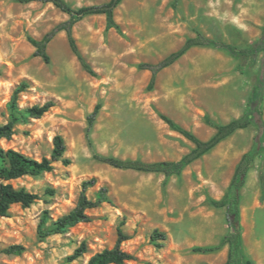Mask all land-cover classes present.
I'll return each instance as SVG.
<instances>
[{"label":"rangeland","instance_id":"374dc122","mask_svg":"<svg viewBox=\"0 0 264 264\" xmlns=\"http://www.w3.org/2000/svg\"><path fill=\"white\" fill-rule=\"evenodd\" d=\"M65 1L79 8L109 0ZM66 20L50 3L0 0V126L7 123L12 94L22 82L28 87L18 95L20 110L54 103L41 118L16 124L10 139L0 138V149L41 160L50 156L53 138L60 135L71 160L67 166L55 163L38 177L11 181L39 199L29 207L13 205L0 218V249L24 247L19 256L0 254V264H87L114 246L119 227L130 236L121 244L133 256L125 264H225V210L210 202L224 197L237 163L253 144L254 127L236 131L170 178L116 169L94 156L175 162L194 146L161 116L204 141L215 133L207 118L226 124L245 115L259 91L261 53L245 59L223 49L192 47L158 72L152 87L151 72L139 65H156L197 35L240 48L260 44L264 0H123L114 11L118 30L106 29L103 15L85 17L72 27L92 73L72 53L64 31L46 47L48 64L34 56L28 38L40 40ZM97 104L99 112L89 127ZM261 110L264 122V92ZM263 172L264 147L240 199L242 247L252 264H264ZM91 179L86 196L94 200L106 188L110 203L88 210V222L40 238L44 212L48 228L75 207L82 183ZM154 231L165 233L166 240L151 242ZM81 243L87 252L70 259Z\"/></svg>","mask_w":264,"mask_h":264},{"label":"trees","instance_id":"16d2710c","mask_svg":"<svg viewBox=\"0 0 264 264\" xmlns=\"http://www.w3.org/2000/svg\"><path fill=\"white\" fill-rule=\"evenodd\" d=\"M23 2H41L50 3L56 9L68 16V20L54 26L40 40L28 38L29 43L35 48L34 56L40 57L45 63H49L50 59L46 52L48 43L52 40L56 33L64 31L67 36L69 47L72 53L76 56L81 66L88 73H92L90 67L85 62L81 52L78 49L76 41L72 35V27L85 17L103 15L106 20V29H116L119 27L114 20V11L123 0H109L106 3L99 5L82 6L79 8L72 7L65 0H22ZM192 47H212L228 51L231 55L240 56L245 59H255L259 53L262 54L258 73V92L249 100V110L240 118L233 119L226 124L214 123L210 119H206V123L214 128L215 133L207 140H200L191 132L181 128L166 116H161V119L174 131L181 134L185 139L193 144V148L185 154L180 160L175 162H154L145 163L140 160H123L115 157H106L96 155L94 158L104 164H107L116 169L133 170L143 173H159L166 178L179 176L181 172L195 160L201 158L205 154L213 150L222 141L233 135L238 130H244L249 127H254L256 134L253 139L251 148L245 152L237 163L230 185L220 200H211V205L215 208L225 210V218L228 225V232L222 238L221 245L227 246V259L225 264H252V261L246 258L242 247L241 224H240V199L241 190L243 189L247 175L256 158L259 156L264 147V122L262 119L261 102L264 92V27L262 29V40L258 45L249 47H237L227 44L219 40H211L201 35L187 38L183 46L166 56L156 65L140 64L139 68L146 69L151 72L149 87L156 78V75L161 70L171 66L180 57H182ZM27 84L22 82L14 90L11 101L9 103V119L6 124L0 126V138L10 139L14 133V127L19 122L27 119H38L47 113L53 106L52 101H48L43 105H34L30 108L20 110L17 106L18 95L25 91ZM100 105H96L88 118L89 127L98 114ZM66 145L64 139L60 135L53 138V147L49 157H44L41 160L33 159L25 154H22L13 149H0V218L7 217L9 210L13 205L20 204L23 207H29L38 196L27 191L25 188H16L11 184V181L22 178L24 176L38 177L43 173H48L53 170L55 163H61L67 166L71 160L65 156ZM260 187L264 196V172L259 177ZM94 179L84 181L82 183V192L78 198L75 207L67 214L52 221L48 228L45 224L48 221L47 213L44 212L39 224L38 235L40 238H45L53 234H62L67 229L75 226L78 223L89 221L87 214L88 210L100 206L102 203H110L108 191L106 188H101L94 200L88 198L85 194L86 189L93 186ZM123 224H121L122 226ZM116 241L112 248L104 249L101 252L94 254L87 264H125L133 259V256L121 248V244L130 239V236L125 234L121 227L117 229ZM151 242L165 241L166 234L154 231L151 235ZM156 247H161V244H156ZM208 249L207 251H211ZM24 251L22 245H11L7 248L0 249V254L19 256ZM87 252L85 243L74 251L70 259L74 260L81 257Z\"/></svg>","mask_w":264,"mask_h":264}]
</instances>
